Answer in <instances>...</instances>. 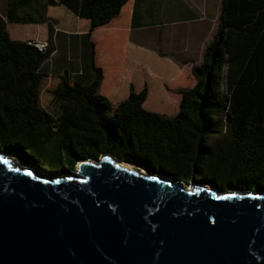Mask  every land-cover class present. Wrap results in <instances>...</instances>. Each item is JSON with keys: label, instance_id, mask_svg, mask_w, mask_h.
Here are the masks:
<instances>
[{"label": "trees", "instance_id": "obj_1", "mask_svg": "<svg viewBox=\"0 0 264 264\" xmlns=\"http://www.w3.org/2000/svg\"><path fill=\"white\" fill-rule=\"evenodd\" d=\"M134 1H7L0 17V151L70 172L81 159L112 154L187 185L193 178L222 191H264V0H222L218 32L192 68L194 83L175 87L181 99L174 115L145 108L147 74L141 88L135 83L127 57ZM52 5L89 22V79L73 77L68 67L44 70L56 50ZM10 23H47L45 47L13 33ZM122 84L124 95L112 99ZM222 122L226 137L212 141Z\"/></svg>", "mask_w": 264, "mask_h": 264}, {"label": "water", "instance_id": "obj_2", "mask_svg": "<svg viewBox=\"0 0 264 264\" xmlns=\"http://www.w3.org/2000/svg\"><path fill=\"white\" fill-rule=\"evenodd\" d=\"M42 173L0 152V264H264V191L123 162Z\"/></svg>", "mask_w": 264, "mask_h": 264}, {"label": "crops", "instance_id": "obj_3", "mask_svg": "<svg viewBox=\"0 0 264 264\" xmlns=\"http://www.w3.org/2000/svg\"><path fill=\"white\" fill-rule=\"evenodd\" d=\"M221 6L222 0H135L132 21L128 30L127 45L136 47L134 57L152 61L154 53H157L154 49L157 46L156 42H161V70H169V73L176 77L185 71L190 72L191 75L194 64L198 65L202 62L207 45L218 32L219 23H221ZM160 10L163 13L161 24H157L156 21V23L154 21L147 23V18ZM50 17L54 18L55 32L52 40L56 48L55 53L52 55L55 56L62 51L60 62L63 63L59 67L60 70L57 69L53 72L57 73L66 67L69 68L67 61H72L69 55L71 50L74 52L72 57H75V60L79 62L77 68L74 69L75 73L84 71L80 66L83 61L84 66L86 64L85 68L90 70V74L92 71L89 57L90 46L87 39V33L90 29L89 22L76 16L77 24L73 29L68 26H60L59 18ZM45 31L47 34L39 37V42L42 44H46L48 41L49 27L45 28ZM128 58L131 60L129 56ZM166 60L171 63L167 65ZM131 62L136 70H139L137 69V66H139L141 67L139 71H144L150 78L152 77L150 69L145 67V64H139L134 60H131ZM151 63H154L156 68L159 69L158 62ZM191 79L194 83L192 75ZM124 89L125 87L122 86L112 95L114 94V97L122 96L125 92ZM172 91L179 94L175 88Z\"/></svg>", "mask_w": 264, "mask_h": 264}, {"label": "rangeland", "instance_id": "obj_4", "mask_svg": "<svg viewBox=\"0 0 264 264\" xmlns=\"http://www.w3.org/2000/svg\"><path fill=\"white\" fill-rule=\"evenodd\" d=\"M7 1L8 0H0V17L1 16H5L6 15V7H7ZM48 15L49 16H55L57 18H59V25L60 26H68L71 28H75L76 26V16L64 5H52L49 7L48 9ZM53 18V17H52ZM76 20H75V19ZM75 20V21H74ZM161 20H163V13L162 10L157 11L156 14L152 15L151 17L147 18V23L153 22L157 24H161L160 22H162ZM156 21V22H155ZM8 27L10 28V30L13 33H18V34H23L25 36H33L34 40L33 41H37L38 45L40 46L39 41V37L43 36V34H47V32L45 31V28L47 29L48 24H30V25H21V24H15V23H10L8 24ZM20 37V36H17ZM21 38V37H20ZM156 47H154V49L157 51V53H154L153 59L152 61H147V60H142L139 59V57H134L136 55V47L134 46H129V44L127 45V53L131 54V55H127V57L129 56L131 58V60L137 61L139 62V64H145V67H148L150 69L151 75L152 77L148 80L149 82V86H150V92H149V96L148 99L145 103V108L147 110H151V111H155L157 113H161V114H167V115H174L177 113L176 110H178L179 105H180V95L179 94H175V92H173L172 90H174V88L178 85L183 84V82H185V84H188V82L192 85L193 84V80L191 79V75L190 72H182L180 73L177 77L171 73H169V70L165 71V70H161V63H160V57L162 56V48H161V42L157 43L156 42ZM83 48V47H82ZM81 48V49H82ZM61 53L62 51L55 55V56H51L48 61L44 64V70L49 71V72H53L56 71L57 69H59L60 65H63L61 61ZM72 54L74 55V52L70 50V56L72 61H67L69 68H71V72H73L72 76L76 77L78 76L77 74H82L85 79L86 78H90V74H89V69L85 68L84 66V62L82 61L80 63V66H82V68L84 69V71L82 73H75L74 69L77 68L78 63L77 60H75V57H72ZM158 62L159 64V69L156 68L155 64L151 63V62ZM162 61V60H161ZM166 62L168 63L167 65H169L170 63L166 60ZM67 64V63H66ZM58 65V66H57ZM164 66V64H162ZM141 67L137 66V69L140 70ZM60 70V69H59ZM136 70L134 78H135V83L136 85L139 86V88H141L143 86V83L145 81V79H143L142 75L145 74L144 71H139ZM175 72V71H174ZM176 73V72H175ZM193 77V76H192ZM167 79L168 81H163ZM189 85V84H188ZM123 86V84H122ZM124 87L127 88V85L124 84ZM125 88V89H126ZM123 89V88H122ZM112 99H116V97H114V94L111 96ZM225 123L222 122L220 124V126L217 127V132L215 133V135L212 138V141H216V140H220V139H224L226 137V127H225ZM0 152H4V151H0ZM42 163V162H41ZM37 162L35 168L38 169L39 171H43L42 173L47 174V175H51V176H59V175H64L67 173H71L68 170H64L62 169L61 166H55L54 168H51V166L48 163L43 162L42 164ZM78 170V168L74 171V173H76ZM201 183V182H200ZM187 185V184H185ZM188 186V185H187Z\"/></svg>", "mask_w": 264, "mask_h": 264}, {"label": "built area", "instance_id": "obj_5", "mask_svg": "<svg viewBox=\"0 0 264 264\" xmlns=\"http://www.w3.org/2000/svg\"><path fill=\"white\" fill-rule=\"evenodd\" d=\"M36 43H38V42L36 41ZM37 45H38V44H37ZM45 45H46V44H40V46H39V45H38V46L42 49L43 47H45Z\"/></svg>", "mask_w": 264, "mask_h": 264}, {"label": "bare ground", "instance_id": "obj_6", "mask_svg": "<svg viewBox=\"0 0 264 264\" xmlns=\"http://www.w3.org/2000/svg\"><path fill=\"white\" fill-rule=\"evenodd\" d=\"M59 176H61V175H59ZM57 177V176H56Z\"/></svg>", "mask_w": 264, "mask_h": 264}]
</instances>
